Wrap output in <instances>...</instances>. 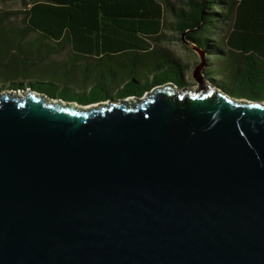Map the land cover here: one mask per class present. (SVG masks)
Masks as SVG:
<instances>
[{"label": "water", "instance_id": "95a60500", "mask_svg": "<svg viewBox=\"0 0 264 264\" xmlns=\"http://www.w3.org/2000/svg\"><path fill=\"white\" fill-rule=\"evenodd\" d=\"M200 70L132 104L0 93V264H264V102Z\"/></svg>", "mask_w": 264, "mask_h": 264}, {"label": "trees", "instance_id": "16d2710c", "mask_svg": "<svg viewBox=\"0 0 264 264\" xmlns=\"http://www.w3.org/2000/svg\"><path fill=\"white\" fill-rule=\"evenodd\" d=\"M25 8L20 26L12 23L10 13L0 14V90L28 89L82 106L140 98L166 83L159 73L177 64L169 51L158 48L164 27L204 58L225 49L236 85L254 91L264 86V0H189L187 9L173 7L169 0H27ZM65 51L71 58L59 60ZM45 60L66 64L63 74L52 71L61 75V85L106 80L112 82L114 96L93 89L79 97L66 95L59 84L61 96L46 91L34 74ZM90 68L94 74L84 75ZM74 73L83 75L80 79ZM220 89L243 97L239 88Z\"/></svg>", "mask_w": 264, "mask_h": 264}, {"label": "rangeland", "instance_id": "374dc122", "mask_svg": "<svg viewBox=\"0 0 264 264\" xmlns=\"http://www.w3.org/2000/svg\"><path fill=\"white\" fill-rule=\"evenodd\" d=\"M173 7L176 8H183L187 9V2L189 0H169ZM27 0L20 1L15 0L12 2H6V3H0V14L4 13H10L12 15L11 21L15 26H20L23 21L24 17V11L26 6ZM28 8V6H27ZM173 21V19H172ZM162 39L160 40L158 44V48H165L167 51H169L170 55L177 61L176 66L170 65L167 69L161 71L159 74L166 76V83L163 85H173L178 89L182 88H189V89H197V83L193 79V71L198 66L201 65V73L204 71L203 79L207 81L209 84L216 88H220V86H224L229 89H235L240 92V95L247 99L251 100H260L264 102V86L260 85V90H252L251 88H248L246 86H240L236 85L232 79V75L230 77L229 72L231 69V55L226 53L225 49H223L221 54H209L212 56H206L204 58V53L202 51H198L194 46L192 45H186L182 43L179 40V34L176 32H173L169 29L163 28L161 31ZM206 38H209L208 36H205ZM212 41L215 39L214 37H210ZM59 60H62L64 58H71L69 56L68 51H65L60 57H58ZM39 68H36L34 71L35 79L37 81H40L41 83H45V89L46 91H50L56 96H61L62 94L59 93V89H64L63 92L66 95L76 94V96H83L87 94L91 89L94 91L99 92L102 95H110L114 96V87L112 82H105L103 80L97 79L95 82L91 84L84 83L82 81V84L79 85H71L70 87L66 85H61L62 83L58 81L61 80V75H56L52 71H56L57 73L63 74L65 72L66 64L63 62H59L58 64H51L50 61L45 60L43 62H39ZM94 66V65H93ZM92 72V73H91ZM94 69L88 70L83 72L84 75L87 73L94 74ZM76 73V72H75ZM77 78L80 77L83 74H75ZM137 75L142 77L143 71L138 70ZM106 79L110 80V77H106ZM62 81V80H61ZM95 83H98V85H95ZM58 85V88L56 87ZM56 85V86H55ZM28 91L26 89L25 91H12L8 89L0 90V93H17L18 95L23 96L24 93ZM47 97V96H46ZM144 95L140 98H143ZM48 99H53L49 98ZM112 99V98H110ZM138 98L129 97L127 99L128 104L137 103ZM111 101V100H110ZM106 103L108 101H105Z\"/></svg>", "mask_w": 264, "mask_h": 264}, {"label": "flooded vegetation", "instance_id": "af4514ba", "mask_svg": "<svg viewBox=\"0 0 264 264\" xmlns=\"http://www.w3.org/2000/svg\"><path fill=\"white\" fill-rule=\"evenodd\" d=\"M201 74L204 75V71H202ZM218 89H219L221 92L225 93L227 96H229L230 98H233V99H240V100H247V101H259V102H263V101H260V100H251V99H247V98H245V97L236 98V97L230 95L228 92H226V91H224V90H222V89H220V88H218ZM53 99H56V98H53ZM115 101H119V100H115ZM65 102H66V101H65ZM74 103H75V102H74Z\"/></svg>", "mask_w": 264, "mask_h": 264}, {"label": "bare ground", "instance_id": "6f19581e", "mask_svg": "<svg viewBox=\"0 0 264 264\" xmlns=\"http://www.w3.org/2000/svg\"><path fill=\"white\" fill-rule=\"evenodd\" d=\"M56 102V101H55ZM84 109H85V107H84Z\"/></svg>", "mask_w": 264, "mask_h": 264}]
</instances>
